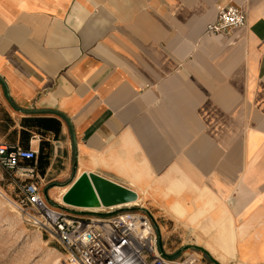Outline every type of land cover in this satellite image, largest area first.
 I'll return each mask as SVG.
<instances>
[{"label":"crops","instance_id":"0c3cea01","mask_svg":"<svg viewBox=\"0 0 264 264\" xmlns=\"http://www.w3.org/2000/svg\"><path fill=\"white\" fill-rule=\"evenodd\" d=\"M230 4L246 25L208 33ZM43 140L23 187L57 200L95 173L137 193L165 255L264 264V0H0V144Z\"/></svg>","mask_w":264,"mask_h":264},{"label":"built area","instance_id":"2783aa9c","mask_svg":"<svg viewBox=\"0 0 264 264\" xmlns=\"http://www.w3.org/2000/svg\"><path fill=\"white\" fill-rule=\"evenodd\" d=\"M246 12L238 5L217 8V19L207 26L210 34H228L246 25ZM32 149L0 144V167L34 179V168H22L24 161L36 160ZM17 209L38 229L48 234L64 252L63 264H197L194 256L168 259L159 248V235L150 215L141 211L110 216L70 215L41 196L36 183L22 189ZM125 207V206H123ZM111 210V209H110Z\"/></svg>","mask_w":264,"mask_h":264},{"label":"rangeland","instance_id":"374dc122","mask_svg":"<svg viewBox=\"0 0 264 264\" xmlns=\"http://www.w3.org/2000/svg\"><path fill=\"white\" fill-rule=\"evenodd\" d=\"M24 184L15 173L11 174L0 167V264H63L64 252L60 245L34 227L17 209L16 204L22 198ZM51 204L64 205L61 198L53 200ZM117 210H101L99 213L110 216L116 214ZM67 213L84 215L71 211ZM59 260L61 263L57 262Z\"/></svg>","mask_w":264,"mask_h":264},{"label":"water","instance_id":"95a60500","mask_svg":"<svg viewBox=\"0 0 264 264\" xmlns=\"http://www.w3.org/2000/svg\"><path fill=\"white\" fill-rule=\"evenodd\" d=\"M54 186L60 185L55 184L48 187L47 190ZM66 187H68V189L62 196V203L64 205L56 204L53 205V207L66 212L71 211L84 215L103 216V214L99 213V211L90 210H108L118 206H125L119 208L115 213L141 211L151 216L148 211L142 209L141 207H128L131 206L129 204H134L138 201V195L136 192L101 175L95 173H83L66 184ZM45 199L48 204L52 206L51 203L53 200L49 198L47 191ZM72 208L81 211H74ZM161 252L168 259H175L178 256L165 255L162 249Z\"/></svg>","mask_w":264,"mask_h":264},{"label":"trees","instance_id":"16d2710c","mask_svg":"<svg viewBox=\"0 0 264 264\" xmlns=\"http://www.w3.org/2000/svg\"><path fill=\"white\" fill-rule=\"evenodd\" d=\"M25 122L29 123L26 124L24 123V127L27 128L28 130H32L31 128H38L40 130L45 131H58L59 129V123L56 120H52V119H35V120H30L27 119L25 120ZM25 134H27L28 136H31L30 133L25 132ZM43 134V133H42ZM10 147H17L14 145H9ZM26 149V148H24ZM29 149V148H27ZM38 163L37 169L38 171L40 170L41 172H43L45 170V168L49 165L50 163V143L43 140L41 143V148L39 151V154L37 156L36 160H29V161H24V163H26L27 165H34L35 163Z\"/></svg>","mask_w":264,"mask_h":264},{"label":"bare ground","instance_id":"6f19581e","mask_svg":"<svg viewBox=\"0 0 264 264\" xmlns=\"http://www.w3.org/2000/svg\"><path fill=\"white\" fill-rule=\"evenodd\" d=\"M61 199H62V198H61ZM129 205H137V202L134 203V204H129ZM177 206H178V205H177ZM121 207H123V206H118V207H116V208H112V209H119V208H121ZM101 210H104V209H93V210H90V211H101ZM57 262L61 263V260H59V261H57Z\"/></svg>","mask_w":264,"mask_h":264}]
</instances>
